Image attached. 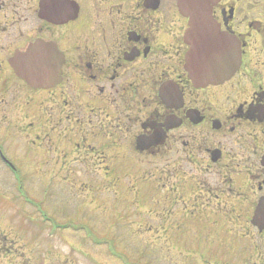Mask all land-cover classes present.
I'll use <instances>...</instances> for the list:
<instances>
[{
	"label": "flooded vegetation",
	"instance_id": "1",
	"mask_svg": "<svg viewBox=\"0 0 264 264\" xmlns=\"http://www.w3.org/2000/svg\"><path fill=\"white\" fill-rule=\"evenodd\" d=\"M177 2L0 0V165L17 164L4 145L32 167L157 164L160 225L191 264H264V0H217L193 27L240 54L200 89Z\"/></svg>",
	"mask_w": 264,
	"mask_h": 264
},
{
	"label": "rangeland",
	"instance_id": "2",
	"mask_svg": "<svg viewBox=\"0 0 264 264\" xmlns=\"http://www.w3.org/2000/svg\"><path fill=\"white\" fill-rule=\"evenodd\" d=\"M3 150L17 164L0 165V264H191L160 225L157 164L32 167Z\"/></svg>",
	"mask_w": 264,
	"mask_h": 264
},
{
	"label": "water",
	"instance_id": "3",
	"mask_svg": "<svg viewBox=\"0 0 264 264\" xmlns=\"http://www.w3.org/2000/svg\"><path fill=\"white\" fill-rule=\"evenodd\" d=\"M214 1L180 0L178 3L180 13L189 19L190 26V30L185 35V43L189 46L186 54L185 71L197 89L208 85H217L228 80L240 64L239 50L233 40L223 36L208 37L204 34L195 35L193 33L195 25L208 24L209 8ZM16 74L30 86H40L42 83L47 84L49 82L44 79L45 81L41 83L37 73L31 68L25 72L17 71ZM262 160L264 162V157ZM263 209L264 201H260L254 213L253 225L264 227V215L260 214Z\"/></svg>",
	"mask_w": 264,
	"mask_h": 264
}]
</instances>
